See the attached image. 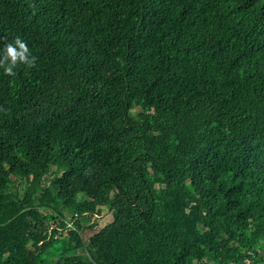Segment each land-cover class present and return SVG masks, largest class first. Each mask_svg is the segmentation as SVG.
<instances>
[{"label":"trees","instance_id":"16d2710c","mask_svg":"<svg viewBox=\"0 0 264 264\" xmlns=\"http://www.w3.org/2000/svg\"><path fill=\"white\" fill-rule=\"evenodd\" d=\"M17 36L0 264H264V0H0Z\"/></svg>","mask_w":264,"mask_h":264},{"label":"clouds","instance_id":"9594fccd","mask_svg":"<svg viewBox=\"0 0 264 264\" xmlns=\"http://www.w3.org/2000/svg\"><path fill=\"white\" fill-rule=\"evenodd\" d=\"M37 57L32 55L26 42L19 36L13 42L6 43L3 51L0 52V69L9 77L17 75L16 69L21 65L26 69H33L37 66ZM0 112H8V109L0 107Z\"/></svg>","mask_w":264,"mask_h":264},{"label":"rangeland","instance_id":"374dc122","mask_svg":"<svg viewBox=\"0 0 264 264\" xmlns=\"http://www.w3.org/2000/svg\"><path fill=\"white\" fill-rule=\"evenodd\" d=\"M111 218L110 212L104 209L101 214L95 215V219L93 221H81L78 228L82 233L83 238L86 239L90 234L108 223ZM92 223L94 224L92 225ZM70 225L72 224L70 223Z\"/></svg>","mask_w":264,"mask_h":264},{"label":"built area","instance_id":"2783aa9c","mask_svg":"<svg viewBox=\"0 0 264 264\" xmlns=\"http://www.w3.org/2000/svg\"><path fill=\"white\" fill-rule=\"evenodd\" d=\"M69 225H70V223H69Z\"/></svg>","mask_w":264,"mask_h":264}]
</instances>
